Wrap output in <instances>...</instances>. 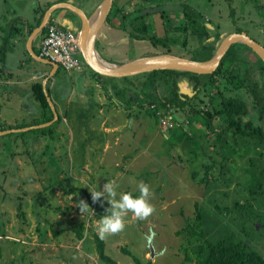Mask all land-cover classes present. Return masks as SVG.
Masks as SVG:
<instances>
[{
    "label": "rangeland",
    "instance_id": "rangeland-1",
    "mask_svg": "<svg viewBox=\"0 0 264 264\" xmlns=\"http://www.w3.org/2000/svg\"><path fill=\"white\" fill-rule=\"evenodd\" d=\"M35 2L39 0H0L1 76L19 62L20 46L15 44L11 23L20 27L21 14L33 18ZM182 2L208 15L221 29L213 27L209 35L193 27L178 29L177 24L186 19ZM140 3L147 19L151 13L154 19L161 17L165 25L162 32L168 29L178 40L177 51L191 57H202L204 50L198 45L210 35V40L215 38L217 31L224 37L242 28L264 44V0H162L163 4L122 0L120 4L130 11ZM170 3L173 7H162L166 9L163 14L151 10ZM11 8L17 9L15 14ZM198 19L207 23L201 15ZM241 49L256 59L251 48L242 45ZM141 50L144 53L149 48L142 45ZM84 66L95 81L94 69L85 60ZM147 75L131 76L136 84L127 76L114 83L107 77L111 83L106 82L100 90L101 97L113 107L112 113L106 112L107 120L103 112L97 114L91 102L88 107L77 105L72 110L63 105L68 120L63 115L53 135L44 136L46 141L38 142L28 133H0V264H108L100 257L95 241L98 221L108 204L94 202L89 190L102 188L107 180L118 184L121 191H137L141 181L153 190L151 215L140 220L129 212L125 228L104 237L107 254L118 262L137 264V257L142 264H197L193 248L202 241L200 232L213 241L232 235L264 256V192L256 196L250 193V170L259 176L264 168V142L243 145L241 140L235 144L228 139L231 144L225 149L218 144L216 149L215 134L204 126L197 127L196 118H189L191 105H212L210 89L201 90L184 109L169 104L142 107L139 101H147V88L140 82ZM92 79L89 86L95 91ZM186 81L181 82L183 87L189 86ZM4 88L10 90V100L4 96ZM14 88L0 83V131L5 125L33 121L38 114L37 110L21 108L17 97L21 91ZM236 91L234 88L231 93ZM113 122L124 126L120 125L116 134L106 135L103 129L109 132ZM94 124H101V128ZM63 186L75 190L69 194ZM80 200L89 204L83 213L78 207ZM196 203L203 219L198 217ZM81 223L82 239L74 228ZM187 253L192 261L186 260Z\"/></svg>",
    "mask_w": 264,
    "mask_h": 264
},
{
    "label": "trees",
    "instance_id": "trees-1",
    "mask_svg": "<svg viewBox=\"0 0 264 264\" xmlns=\"http://www.w3.org/2000/svg\"><path fill=\"white\" fill-rule=\"evenodd\" d=\"M131 0H127L130 2ZM155 4H163L162 0H154ZM53 2H49L48 5L42 9V12L35 18V22L27 23V30L25 35H29L34 27L40 24L46 9ZM115 4L119 3L118 11L122 13L120 22L115 24L118 27H122L129 31L133 38L139 40L143 47L149 48L143 55H151L157 53H175L187 57H191L185 53L177 51L176 43L177 38L171 35L170 31L165 28L158 29L154 26V16L151 13L149 19L143 14L140 4L138 8L129 13H124L125 5L120 4L119 0H115ZM181 6L186 13V19L183 23L177 24V28L193 27L198 33L210 34V27L208 22L204 23L198 19V15L204 17V15L196 10L188 2H182ZM165 8V7H164ZM162 8L156 10L161 14L166 11ZM40 10V9H39ZM178 15L181 11L177 12ZM180 17V16H178ZM22 20V18L20 17ZM111 17H108L110 20ZM207 19V18H205ZM112 20V19H111ZM23 21V20H22ZM207 21L211 22L207 19ZM13 22V21H12ZM11 30L16 34L20 32L22 26H16V23H11ZM46 27L43 30L45 32ZM177 30V29H176ZM245 29L237 28L234 31H242ZM247 31V30H246ZM248 32V31H247ZM249 33V32H248ZM13 34V35H15ZM211 36V35H210ZM203 41L199 48L203 49L204 53L202 57H191L196 59H208L210 58L216 49L220 41L222 40L221 32H216L215 38ZM187 42L184 41V45ZM246 44L236 42L231 45L226 54L221 60L220 65L211 73H199L189 70L178 69H155L147 73L146 79L140 82L143 84L147 91V101H139L143 106L152 105L153 107L158 105H172L182 107L184 109L188 101L192 102V99H196L201 90L210 89L213 93L209 97L211 106L198 107L194 104L191 105L189 115L190 119L201 121V126L208 129L210 133L215 134V148L218 149V144L225 147L232 142H227L231 139L233 143H238L240 140L243 145H252L254 143L264 142V60L256 54V59L252 60L241 49V46ZM249 47V46H248ZM250 48V47H249ZM4 60V56L1 57ZM83 59V58H82ZM84 61V59H83ZM235 63H238L236 65ZM95 75L101 79L105 75L99 72L93 71ZM137 75V74H136ZM134 75V76H136ZM132 81V84H136L135 79H131V76H127ZM134 78V77H133ZM183 80H187L189 86L192 87L194 93L189 95L181 91L180 83ZM36 89L37 98L41 105V115L35 117L33 121L29 123H19L14 126L5 125L1 129L23 127L31 124H40L46 121H50L54 118L53 109L47 99V95L43 89L41 81L34 85ZM234 88L238 91L231 93ZM242 90L245 94H241ZM50 91V89H49ZM230 93H229V92ZM247 96V97H246ZM207 104V103H206ZM150 114L156 115L155 111L151 112L150 107H145ZM157 119V118H156ZM62 120V116L53 123L47 126L29 128L22 131H17L18 134L26 135L32 131H36L39 134H49L52 136L55 124H58ZM223 157L227 154L225 150L222 151ZM251 174V195L256 196L257 193L264 192V168L261 170V175H257L254 170H250ZM67 193L71 194L74 188L71 190L62 187ZM127 189L125 191H129ZM134 192H138L134 191ZM198 209V217L203 219V212L198 203H196ZM77 231L78 238H84V225L81 223L74 227ZM192 232V230L190 229ZM200 240L199 245L193 248V253L196 255L197 264H264V256L255 248H249L243 240L235 238L230 235L222 238L218 241H213L207 237L204 232L199 233ZM192 241V239H190ZM96 247L100 254V257L108 264H123L111 257L106 252V241L104 238H100L95 234ZM126 252L130 253L129 250ZM137 264H142L140 259L135 257ZM186 260L192 261V256L186 254ZM147 264H150L147 263Z\"/></svg>",
    "mask_w": 264,
    "mask_h": 264
},
{
    "label": "crops",
    "instance_id": "crops-1",
    "mask_svg": "<svg viewBox=\"0 0 264 264\" xmlns=\"http://www.w3.org/2000/svg\"><path fill=\"white\" fill-rule=\"evenodd\" d=\"M3 1L7 2V0H3ZM58 1L73 2L74 4L81 7L87 13V15L90 16L93 13H95L97 7L100 5V3L103 0H39L37 4L35 2V7H34L35 12L33 14V18L29 19L28 17H24L21 14L20 17L23 20L21 24L22 29L20 30V32H17L14 36L16 37L17 40V43L15 41V44L20 46L19 62L18 64L9 67L4 75L2 76L0 75V83L4 87L8 88L10 86H14L15 87L14 90L18 89L19 92L21 91V93L17 95V97H19L20 104L23 105L21 106V108L23 107L27 110L32 109L38 111V114H36L33 118L41 115V105L37 98L36 89L34 88V85L39 81H41L43 84V89L46 86L48 94L53 99L59 115H61L62 117L64 115L63 118H67L66 115L68 113L67 112L68 110L63 112L62 110L63 105H65V108L67 109L70 108L72 110V108L73 107L75 108L77 105L78 106L80 105L82 107H88V103L91 102L95 104V107L98 110L96 111L97 114L99 113L101 114V112H103L102 116L104 117L105 120H107L106 115L112 113L111 110H113V107L109 105L108 99H106L105 96L101 97L100 90L106 87V85H104L106 82L109 84L111 83L110 79H107V77H110L112 79V82L114 83L115 80L122 78L121 76L105 75V77L101 79L95 77V81H93L91 76L92 73L89 71L88 67L84 66L83 68L80 69L67 70L59 65V67L55 69L52 64L34 57L28 48V39L30 34L25 35L26 34L25 32L27 30V23L29 22L34 23L35 18L40 15L42 9L45 8L49 2L54 3ZM119 1L120 3H122V0ZM140 4H138L137 6L134 5V8L130 11L126 10V5H125L124 13L132 12L133 10L138 8ZM170 4L172 5L171 6L172 8L173 3ZM118 5L119 3L113 4L110 14L108 16L111 17L112 20L111 19L108 20L107 17L106 21L98 29L95 38L96 46L99 52L101 53V55L103 56V58H105L109 62L117 63V64L126 62L136 57L143 56V53L141 52L142 45H140L141 44L140 41L137 40L136 38H133L129 33V31H127L126 29L115 25L120 22L121 20L120 17H122V13L118 11ZM10 11H13V13L15 14L17 9L11 8ZM204 17L211 21V22L207 21L210 30L213 27H214L213 29H217V28L221 29L220 26H215L213 24V20L208 15L207 16L204 15ZM157 18L158 17H155L154 19V26L158 29H161V26L164 25L163 20H161V17L160 19ZM50 21L57 22L64 27L73 28L78 32V34L82 26L81 16L77 14L75 11H73L71 8L65 6L56 8L52 13ZM0 30H2L1 26H0ZM42 34H43V30L40 33H38L35 36V38L32 40V48L38 54H39V44L41 40L40 38ZM138 48L139 51L137 50ZM90 78L92 79V82L96 84L95 91H93L94 87L89 86L91 82ZM3 91H4V96L7 95L6 99L10 100V96H11V94H9L10 90L4 88ZM107 92L109 93L108 90ZM94 93L95 96H93ZM89 94L92 96L91 100L89 98L90 97ZM25 104L26 106H24ZM66 120H68V118ZM195 122L198 125L197 127H201V122L199 121H195ZM110 124L112 127V129H110L109 131L110 133L107 130L103 129L106 135L111 133L116 134V130L121 129L120 127L121 124L119 123L113 122V124L112 123ZM93 126H96V128H101V124L99 125L94 124ZM121 126H124V124H122ZM59 132H61V129H59ZM79 133L80 132H78L77 134ZM28 134L29 136L31 135L35 139H37L36 141L38 142H42L44 140L46 141L44 136H48L47 134H39L36 131H32ZM71 134H74L73 131L71 132ZM116 137L117 136H115V139L113 141H116Z\"/></svg>",
    "mask_w": 264,
    "mask_h": 264
},
{
    "label": "water",
    "instance_id": "water-1",
    "mask_svg": "<svg viewBox=\"0 0 264 264\" xmlns=\"http://www.w3.org/2000/svg\"><path fill=\"white\" fill-rule=\"evenodd\" d=\"M114 0H103L97 7L95 13L92 15H87V13L78 5L70 1H58L52 3L45 11L42 21L39 25L33 28L28 39V48L32 55L40 60L46 61L53 65L55 69L59 67V64L47 57L39 55L32 48V40L35 36L40 33L46 25L50 22L53 11L61 6L69 7L82 18V26L79 31V46L83 59L85 62L91 66L96 72L104 75L111 76H133L139 73L149 72L155 69H178V70H190L199 73H211L221 63L222 58L231 47L232 44L236 42H242L249 46L258 56L264 60V44L258 41L256 38L252 37L247 31H232L225 35L221 40L216 52L208 59H196L175 53H157L151 55H143L140 57L133 58L123 63H112L107 61L100 54L97 49L95 38L97 31L100 26L106 21L110 14ZM169 5H162L155 7L151 10H160L162 7H169ZM95 53L97 55H95ZM187 82V81H186ZM188 83V82H187ZM181 91L192 95L194 93L191 86L183 87L181 85ZM189 85V84H188ZM47 99L53 109L54 118L50 121H46L40 124H34L31 126L6 128L0 131V133H7L11 131H22L29 128L47 126L59 118V113L55 106V103L51 96L48 94L46 86L44 87ZM151 255H154L151 252Z\"/></svg>",
    "mask_w": 264,
    "mask_h": 264
},
{
    "label": "clouds",
    "instance_id": "clouds-1",
    "mask_svg": "<svg viewBox=\"0 0 264 264\" xmlns=\"http://www.w3.org/2000/svg\"><path fill=\"white\" fill-rule=\"evenodd\" d=\"M138 192L132 190L121 191L119 185L112 180H107L102 188L95 190L89 188L94 202L104 204L107 202L105 215L101 216L96 228L97 235L104 238L108 234L117 233L126 226V216L131 212L136 218L143 220L154 212L151 203L153 190L150 185L141 181L138 185ZM103 197V200L100 198ZM78 207L81 213L85 212L89 204L80 200Z\"/></svg>",
    "mask_w": 264,
    "mask_h": 264
},
{
    "label": "built area",
    "instance_id": "built-area-1",
    "mask_svg": "<svg viewBox=\"0 0 264 264\" xmlns=\"http://www.w3.org/2000/svg\"><path fill=\"white\" fill-rule=\"evenodd\" d=\"M39 54L47 57L67 70L83 67L79 46V34L70 27L50 21L40 38Z\"/></svg>",
    "mask_w": 264,
    "mask_h": 264
},
{
    "label": "bare ground",
    "instance_id": "bare-ground-1",
    "mask_svg": "<svg viewBox=\"0 0 264 264\" xmlns=\"http://www.w3.org/2000/svg\"><path fill=\"white\" fill-rule=\"evenodd\" d=\"M95 55H97V54L95 53Z\"/></svg>",
    "mask_w": 264,
    "mask_h": 264
}]
</instances>
